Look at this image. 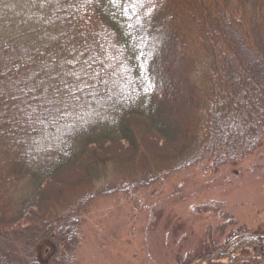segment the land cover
Returning a JSON list of instances; mask_svg holds the SVG:
<instances>
[{
    "label": "trees",
    "instance_id": "16d2710c",
    "mask_svg": "<svg viewBox=\"0 0 264 264\" xmlns=\"http://www.w3.org/2000/svg\"><path fill=\"white\" fill-rule=\"evenodd\" d=\"M7 1L21 11L19 33H0V264H75L85 205L70 192L123 162L107 145L151 159L153 179L199 160L236 163L264 139V0H238V18L206 0L174 11L168 0ZM182 25L201 49L182 43ZM37 136L55 150L42 157ZM223 250L200 256L264 264V232Z\"/></svg>",
    "mask_w": 264,
    "mask_h": 264
},
{
    "label": "rangeland",
    "instance_id": "374dc122",
    "mask_svg": "<svg viewBox=\"0 0 264 264\" xmlns=\"http://www.w3.org/2000/svg\"><path fill=\"white\" fill-rule=\"evenodd\" d=\"M206 1L204 6L208 10L224 6L236 18L243 13L238 0ZM185 2L189 4L188 0L167 1L172 11L182 10ZM8 3L0 0V10L6 7L9 11L7 17L0 12V33L7 32L8 37H13L19 33L15 12L21 10L13 5L7 7ZM254 9L253 4L246 5L247 13ZM210 20L205 29L214 28ZM183 23L192 28L189 19L184 18ZM188 29L182 25L177 34L183 37L186 48L198 51L200 36L193 31L194 27ZM218 34L221 35L219 31ZM170 53L167 49L166 56ZM177 126L171 123L170 129ZM33 138L42 157L56 148L46 136ZM105 152L114 155L112 158L122 156L123 162H107L105 180L100 179L94 186L104 193L95 195L90 182L79 183L70 192L74 201L85 205L75 264H180L194 258L193 264H210V258L204 260L200 255L209 251L221 253L227 241L238 233L242 237L264 232V139L236 163L212 165L199 160L181 171L167 176L158 174L153 179L151 176L157 169L151 159L147 158L151 167L142 160L144 157L130 160L132 149L119 143L107 145ZM142 171L152 173L148 180ZM40 253L44 257L45 247ZM235 253L241 256L240 251ZM240 258L235 264H245ZM224 263L232 264V259L225 258Z\"/></svg>",
    "mask_w": 264,
    "mask_h": 264
},
{
    "label": "snow or ice",
    "instance_id": "6c2138e0",
    "mask_svg": "<svg viewBox=\"0 0 264 264\" xmlns=\"http://www.w3.org/2000/svg\"><path fill=\"white\" fill-rule=\"evenodd\" d=\"M84 2H85V3H91L92 0H84ZM108 2H109L110 4H112V5H116V4L120 3L121 0H108ZM86 63H87V62H86ZM70 74H72V73H70ZM77 79H79V77H77Z\"/></svg>",
    "mask_w": 264,
    "mask_h": 264
}]
</instances>
